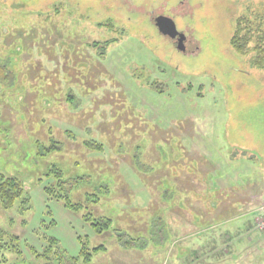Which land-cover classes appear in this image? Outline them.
<instances>
[{
  "label": "rangeland",
  "instance_id": "rangeland-1",
  "mask_svg": "<svg viewBox=\"0 0 264 264\" xmlns=\"http://www.w3.org/2000/svg\"><path fill=\"white\" fill-rule=\"evenodd\" d=\"M261 34L264 0H0V264H264Z\"/></svg>",
  "mask_w": 264,
  "mask_h": 264
},
{
  "label": "trees",
  "instance_id": "trees-1",
  "mask_svg": "<svg viewBox=\"0 0 264 264\" xmlns=\"http://www.w3.org/2000/svg\"><path fill=\"white\" fill-rule=\"evenodd\" d=\"M251 29L253 28L249 24L247 17L242 16L237 19L233 35L230 39V43H231L232 48L238 54L246 55L249 52V50L247 49V45L252 38ZM262 39H264V34H261L260 36H258L259 41H261ZM251 50L255 51L254 53L255 55L253 59L251 60L252 64L257 68H264V47L260 43H255ZM97 147L100 148L101 145L99 144L97 145ZM49 171L50 172L52 171L53 173L56 171V169L55 168L49 169ZM45 174L50 175L49 173H45ZM56 174H57L56 177H58L59 173H56ZM65 185L66 184H64L63 182L54 183L52 186L56 192H54V190H52V186H49V185H47L44 189L48 193L53 191L50 194H52L54 197L65 199V202L63 203L65 206L73 208L74 210H77L78 207L81 206V204L71 202L68 196L69 189L72 185L67 183V194L60 192L62 189L66 190ZM58 186H60L59 189H57ZM24 188H25V185L19 178L13 175H5L0 172V205L4 208H11L20 199H22L21 203L25 204L26 199H23L24 190H25ZM108 223H109L108 219L104 220L103 222L99 220V223L97 226L101 224L104 227H107ZM93 226H96V225H93ZM19 239L20 237L16 234H11L4 230H0V248L3 247L9 250H12L17 254H20V251L17 250L16 248L19 243ZM51 243L55 244L56 241L52 240ZM31 249L34 250V247H31ZM44 251H45L44 257L48 258L49 256L46 253L50 251L49 247ZM36 256H41V255L37 254L35 255V257ZM57 259L58 257L54 258V260H57ZM50 260L51 259H49V262L46 264H52L50 263Z\"/></svg>",
  "mask_w": 264,
  "mask_h": 264
},
{
  "label": "water",
  "instance_id": "water-1",
  "mask_svg": "<svg viewBox=\"0 0 264 264\" xmlns=\"http://www.w3.org/2000/svg\"><path fill=\"white\" fill-rule=\"evenodd\" d=\"M152 24L156 27L158 33L169 37L176 45L181 46L183 37L177 30L174 20L168 16H157L152 19Z\"/></svg>",
  "mask_w": 264,
  "mask_h": 264
},
{
  "label": "built area",
  "instance_id": "built-area-1",
  "mask_svg": "<svg viewBox=\"0 0 264 264\" xmlns=\"http://www.w3.org/2000/svg\"><path fill=\"white\" fill-rule=\"evenodd\" d=\"M257 226L260 227V229L264 228V214L263 216H260V218L257 219Z\"/></svg>",
  "mask_w": 264,
  "mask_h": 264
},
{
  "label": "crops",
  "instance_id": "crops-1",
  "mask_svg": "<svg viewBox=\"0 0 264 264\" xmlns=\"http://www.w3.org/2000/svg\"><path fill=\"white\" fill-rule=\"evenodd\" d=\"M261 215H263L262 212H261Z\"/></svg>",
  "mask_w": 264,
  "mask_h": 264
}]
</instances>
